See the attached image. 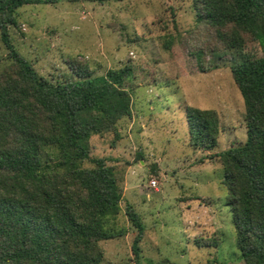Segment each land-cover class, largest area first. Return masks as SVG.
Here are the masks:
<instances>
[{
	"label": "rangeland",
	"instance_id": "1",
	"mask_svg": "<svg viewBox=\"0 0 264 264\" xmlns=\"http://www.w3.org/2000/svg\"><path fill=\"white\" fill-rule=\"evenodd\" d=\"M196 16L194 0H62L19 7L18 24L10 28L18 50L46 77L72 76L71 57L96 75L133 67L132 116L119 121L120 136L111 131L89 142L92 156L115 167L123 191L112 224L126 233L101 242V264H245L229 191L221 183L222 162L209 158L247 138L244 99L231 69L239 54L198 26ZM246 47L264 54L257 43ZM8 62L0 36V70ZM188 105L217 111L221 130L215 150L190 145ZM71 154L56 147L46 160ZM128 205L146 227L138 260L133 251L138 230ZM209 241L217 245L204 244Z\"/></svg>",
	"mask_w": 264,
	"mask_h": 264
},
{
	"label": "trees",
	"instance_id": "2",
	"mask_svg": "<svg viewBox=\"0 0 264 264\" xmlns=\"http://www.w3.org/2000/svg\"><path fill=\"white\" fill-rule=\"evenodd\" d=\"M61 1L0 0V36L9 59L0 70V264H101V242L126 233L112 224L123 198L115 167L92 156L89 142L111 131L120 136L119 121L132 116L133 67L96 75L71 57L72 76L46 77L11 36L19 7ZM194 7L197 25L239 54L231 69L244 99L247 138L209 158L222 162L221 183L245 264H264V54L245 51L257 43L264 53V0H194ZM186 114L190 145L215 150L217 111L188 105ZM56 147L72 151L70 158L47 161ZM127 215L138 230V260L146 227L132 205Z\"/></svg>",
	"mask_w": 264,
	"mask_h": 264
},
{
	"label": "built area",
	"instance_id": "3",
	"mask_svg": "<svg viewBox=\"0 0 264 264\" xmlns=\"http://www.w3.org/2000/svg\"><path fill=\"white\" fill-rule=\"evenodd\" d=\"M151 186H153V187L157 186V180L153 179L151 181Z\"/></svg>",
	"mask_w": 264,
	"mask_h": 264
}]
</instances>
